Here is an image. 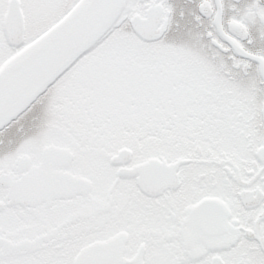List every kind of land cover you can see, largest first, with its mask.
<instances>
[{
  "label": "snow or ice",
  "instance_id": "snow-or-ice-1",
  "mask_svg": "<svg viewBox=\"0 0 264 264\" xmlns=\"http://www.w3.org/2000/svg\"><path fill=\"white\" fill-rule=\"evenodd\" d=\"M0 264H264V0H0Z\"/></svg>",
  "mask_w": 264,
  "mask_h": 264
}]
</instances>
